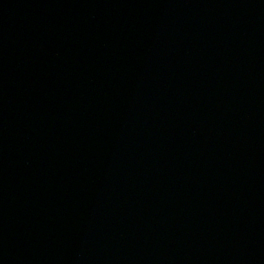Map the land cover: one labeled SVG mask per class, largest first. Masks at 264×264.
<instances>
[{
  "label": "water",
  "instance_id": "water-1",
  "mask_svg": "<svg viewBox=\"0 0 264 264\" xmlns=\"http://www.w3.org/2000/svg\"><path fill=\"white\" fill-rule=\"evenodd\" d=\"M0 264H264V0H0Z\"/></svg>",
  "mask_w": 264,
  "mask_h": 264
}]
</instances>
